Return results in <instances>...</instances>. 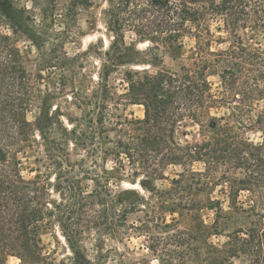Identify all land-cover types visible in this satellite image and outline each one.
Wrapping results in <instances>:
<instances>
[{"label": "trees", "instance_id": "16d2710c", "mask_svg": "<svg viewBox=\"0 0 264 264\" xmlns=\"http://www.w3.org/2000/svg\"><path fill=\"white\" fill-rule=\"evenodd\" d=\"M80 1L43 0L30 11L0 0V264H107L106 241L133 230L159 264H264V215L238 206L241 192L264 189V0H105L108 47L70 56L64 46L75 34L55 24L89 4ZM214 22L230 37L217 53L209 50ZM248 30L261 33L255 47L242 41ZM185 36L201 54L166 68L160 48ZM54 70L69 74L60 80L67 93L44 85L42 74ZM128 106H142L143 117L121 114ZM190 123L203 138L195 144L180 138ZM253 130L258 145L246 135ZM29 152L40 168L24 179ZM168 168L179 172L160 190ZM223 185L228 210L212 199ZM203 211L214 213L211 225ZM229 224L237 226L215 246L211 238ZM55 230L68 251L59 260L40 239Z\"/></svg>", "mask_w": 264, "mask_h": 264}, {"label": "rangeland", "instance_id": "374dc122", "mask_svg": "<svg viewBox=\"0 0 264 264\" xmlns=\"http://www.w3.org/2000/svg\"><path fill=\"white\" fill-rule=\"evenodd\" d=\"M57 1L59 3V8H64L68 6L71 7L73 2L80 0ZM35 3L38 4L37 7H35L36 10L44 4L43 0H19V5L26 7L30 11L33 10ZM88 3L89 4L86 3L87 5L84 7L77 5L70 8V15L65 21L61 20L57 16V21L55 24L56 30L68 26L70 28V32L75 34L74 39L66 42L64 46L65 51L70 54V56L76 53L85 52L93 46H96V48H94L96 51H103L108 47L109 41L111 40L109 33L105 29L102 16V10L106 7L105 0H88ZM218 25V22L211 24V31L214 34V41L211 42L209 50L214 53L226 49L230 43V37L227 34L224 32H217L216 28ZM130 37L131 34H128V41ZM241 38L244 45L255 47L256 43L261 40V33L260 31L248 30L241 33ZM27 43L28 42L26 41H22L18 46L23 51L26 50ZM147 47V44H140L138 46V50L143 52L147 49ZM160 51L162 65L173 71H178L182 66H189L201 54L195 40L189 36H185L180 41L169 46L161 47ZM139 57L142 58V56ZM96 60V58L92 59V64ZM142 69L144 68H139L138 70ZM150 70L153 71V69ZM64 75L66 76L69 74L67 72L58 70L45 72L42 74L44 85L49 89L50 92L57 94L58 92L64 90L62 89L60 83L61 77ZM209 81L214 85V87H216L219 82L218 77L214 74L209 76ZM118 89L120 92L123 91L122 87L120 86H118ZM64 93H67L66 90H64ZM263 106L264 103L261 102L257 109L261 110ZM121 114L132 118H142L143 107L128 106L125 111L121 112ZM36 116L37 111L32 110L27 114V119L29 121H34ZM181 132H186L187 134L186 136H181L180 134L181 140L190 144L198 143L203 139L199 127L193 123H190L185 128H182ZM246 135L252 144L258 145L261 143L259 132L255 130L248 131L246 132ZM38 157L39 156L32 152L27 153L26 156H22L20 172L24 179L33 178V176L36 174V170L40 168V163L36 160ZM178 172V168H168L165 173L166 179L157 182V188L160 190L168 189L170 187L171 180ZM124 187L128 188L129 186L124 185ZM135 189L140 191L139 187H136ZM227 193L228 189L224 186L216 188L215 192L212 194V199L220 200L223 203L225 210H228ZM238 206H242L245 209H247L249 206H254L259 213H263L264 215V189L260 188L251 194L247 192H241L238 198ZM201 217L206 224L211 225L214 220V213L203 211L201 213ZM239 217L240 216L238 214L237 218ZM135 218V216L131 217L129 222H135ZM225 220L226 219H223V221H221L222 226H224L223 224L226 222ZM250 220H255V217H251ZM234 226H237V224H229V227L226 228L222 227L224 232L221 235L212 237L211 242L220 248L228 240L225 235L228 234L227 232L231 231ZM40 239L41 246L44 248L45 253H52L58 260L68 255V251L64 246L63 239L60 236L58 230L45 231L41 234ZM147 246L148 241L144 234L134 230L129 231L128 235L124 236L122 240L108 239L105 244V250L109 251L107 264H117V262H120V260H122L124 264H159L158 257L150 252L147 249ZM7 264H20V261L17 258H9ZM228 264H248V262L244 257H240L232 259Z\"/></svg>", "mask_w": 264, "mask_h": 264}]
</instances>
